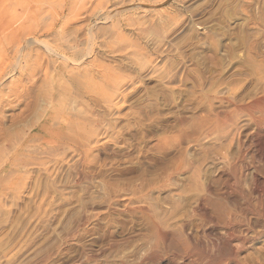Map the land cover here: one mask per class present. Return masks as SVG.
Segmentation results:
<instances>
[{
    "label": "rangeland",
    "instance_id": "rangeland-1",
    "mask_svg": "<svg viewBox=\"0 0 264 264\" xmlns=\"http://www.w3.org/2000/svg\"><path fill=\"white\" fill-rule=\"evenodd\" d=\"M263 167L264 0H0V264H264Z\"/></svg>",
    "mask_w": 264,
    "mask_h": 264
},
{
    "label": "bare ground",
    "instance_id": "bare-ground-1",
    "mask_svg": "<svg viewBox=\"0 0 264 264\" xmlns=\"http://www.w3.org/2000/svg\"><path fill=\"white\" fill-rule=\"evenodd\" d=\"M56 134V133H55ZM258 147H260V146H258ZM241 151H242V149H241ZM234 155H236V156H234ZM234 155H232L233 157H231V156H229V158L231 157V159L229 160L228 159V157H227V155H226V153L225 154H223V156L225 157V158H227V161L229 160V162H228V169H229V171H231V175H235L236 174V168H235V163H236V161L238 160V159H242L243 158V156H241V155H238V153L237 154H234ZM240 163V162H239ZM263 165V164H262ZM264 168V167H263ZM263 170V169H262ZM238 171V170H237ZM259 172H260V170H259ZM260 174V173H259ZM238 175V174H237ZM253 175V178H252V185H251V194L253 195V194H255L257 197H258V199L260 200L259 201V203L261 204L262 203V199H263V191H264V181H262L261 179H260V176L257 174V173H253L252 174ZM236 176V175H235ZM232 180H234V179H232ZM236 180V179H235ZM237 180H239V179H237ZM238 182V181H237ZM250 193V192H249ZM244 197H246V194L244 195ZM243 197V198H244ZM252 197V196H251ZM254 199V198H253ZM252 200V199H251ZM246 201V200H245ZM247 201H248V199H247ZM250 201V200H249ZM257 204V203H256ZM198 206V205H197ZM220 206H221V203H220ZM246 206L248 207V210L250 211V209L249 208H251V206H250V204L247 202L246 203ZM199 207H200V210H201V208H202V206H201V204H199ZM199 207H197L198 209H199ZM255 211H256V213H257V215L260 217V218H262V220L264 221V210H263V208H262V206H258L256 209H255ZM253 214V213H252ZM221 217V216H220ZM255 217V216H254ZM220 219H222L223 220V222H225V226H226V233L228 234V235H230L231 234V232L233 231V229H235V226L237 225V223H239L240 221L238 220V216H237V214L236 213H234V212H231L230 214H228V216L225 218V217H221ZM261 222V221H260ZM264 223V222H263ZM185 224V223H184ZM262 227H264V225H262ZM155 232H158V230L157 231H155ZM167 233H162L161 231H160V233H159V236H160V238L162 239V241H167ZM231 236V235H230ZM190 237V236H189ZM189 241V240H188ZM188 241H187V243H188ZM189 244V243H188ZM197 245V244H196ZM197 247V246H196ZM192 248V247H191ZM184 249H185V246H184ZM187 250H188V248H187ZM191 250V249H190ZM229 250V249H228ZM198 251V250H197ZM199 251H201V250H199ZM189 252V251H188ZM195 252V251H194ZM205 252V251H204ZM193 253V252H192ZM198 254V253H197ZM194 255H196V254H194ZM204 255V254H203ZM199 256V255H198ZM197 257V256H196ZM197 259V258H196ZM205 259H206V257H205ZM203 260V259H202ZM219 262V261H218Z\"/></svg>",
    "mask_w": 264,
    "mask_h": 264
}]
</instances>
